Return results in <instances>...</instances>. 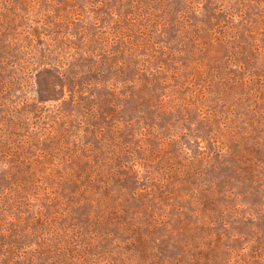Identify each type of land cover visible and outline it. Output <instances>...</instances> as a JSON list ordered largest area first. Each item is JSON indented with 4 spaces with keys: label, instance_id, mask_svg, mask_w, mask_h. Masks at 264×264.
Listing matches in <instances>:
<instances>
[{
    "label": "rangeland",
    "instance_id": "374dc122",
    "mask_svg": "<svg viewBox=\"0 0 264 264\" xmlns=\"http://www.w3.org/2000/svg\"><path fill=\"white\" fill-rule=\"evenodd\" d=\"M0 264H264V0H0Z\"/></svg>",
    "mask_w": 264,
    "mask_h": 264
}]
</instances>
